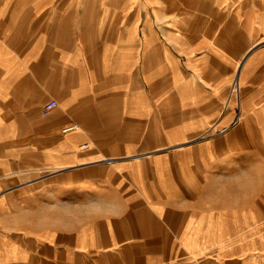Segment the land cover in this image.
Segmentation results:
<instances>
[{
  "label": "crops",
  "instance_id": "0c3cea01",
  "mask_svg": "<svg viewBox=\"0 0 264 264\" xmlns=\"http://www.w3.org/2000/svg\"><path fill=\"white\" fill-rule=\"evenodd\" d=\"M260 19L264 0H0V264H264L207 178L228 141L182 157L188 120L165 129L172 101L222 91Z\"/></svg>",
  "mask_w": 264,
  "mask_h": 264
},
{
  "label": "rangeland",
  "instance_id": "374dc122",
  "mask_svg": "<svg viewBox=\"0 0 264 264\" xmlns=\"http://www.w3.org/2000/svg\"><path fill=\"white\" fill-rule=\"evenodd\" d=\"M258 11L259 8L256 6L255 13ZM262 19L251 21L256 32L254 44L242 60L229 66L228 84L224 85L222 91L219 87L208 85L207 87L214 92L210 100L172 101L173 116L167 118L165 112V129L178 128L179 119L188 120V124L181 126L188 132L181 135V140L174 142V146H180L182 157L191 156L189 148L204 144L210 137H214V140L219 137L222 141H228L229 148L223 150L222 164L213 165V168H210L212 173H207V178L210 177L214 185L218 184V190L223 189V200L226 199L230 208L242 206L245 235L251 236L254 232L260 237L264 247V118L259 115V109H264ZM199 87L202 88V85H191L190 91H199ZM208 106L213 112H221V115L210 117L213 128L204 131L205 117L196 118L197 115L194 114L197 113V109ZM191 114L193 115L189 116ZM222 119L225 120L223 123ZM192 121L196 126L192 125ZM216 157L219 158V154H216ZM215 162L219 161L216 159ZM226 173L227 180L224 177ZM221 174L222 185L220 180H216Z\"/></svg>",
  "mask_w": 264,
  "mask_h": 264
},
{
  "label": "built area",
  "instance_id": "2783aa9c",
  "mask_svg": "<svg viewBox=\"0 0 264 264\" xmlns=\"http://www.w3.org/2000/svg\"><path fill=\"white\" fill-rule=\"evenodd\" d=\"M56 103H57V101L55 99H52V100H50L48 102L46 107L50 108V107L54 106ZM74 127H77V124H70V125L66 126L65 129H71V128H74Z\"/></svg>",
  "mask_w": 264,
  "mask_h": 264
}]
</instances>
